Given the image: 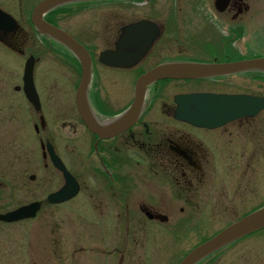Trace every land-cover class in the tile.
<instances>
[{
  "label": "flooded vegetation",
  "instance_id": "obj_1",
  "mask_svg": "<svg viewBox=\"0 0 264 264\" xmlns=\"http://www.w3.org/2000/svg\"><path fill=\"white\" fill-rule=\"evenodd\" d=\"M42 1L34 0L25 8L26 0H15L17 11L13 14L0 5V51L11 53L22 62L21 74L9 75L0 59V172L4 177L8 175L7 159H14L17 163L27 157L28 161L24 162L27 170L51 168L61 177L62 185L49 192L45 201L34 199L20 205L39 203V210L34 218L14 223L35 219L45 203L62 205L82 197L84 205L97 212L95 224L106 220V224L100 226H112L108 239L100 241V245L105 242L106 246L99 252L109 259L110 264L112 261L114 264H137V257H143L138 264H147L141 252H145L144 237L148 226L153 223L170 227L171 231L177 226L181 255L173 264H179L196 247L264 207L263 189L261 204L254 205L247 199L235 201L241 193L237 187L230 191V198H224L229 205L223 209L226 212H220L218 193L214 187L206 186L208 179L216 177L213 175L216 163L244 158L248 152V130L252 125L257 130V141H261L259 148L263 151L261 156H264V119L260 123H251L264 109L253 116L211 122V126L188 120L189 117L203 116L195 111L200 104L189 98L196 94L264 97V93L259 95L227 88L225 84L232 75L156 82L146 89L139 117L113 134L108 132L134 101L137 78L156 66L230 63L262 57L264 49L250 56L247 53L250 47L245 45L233 57L229 52L232 45L228 41L202 45L198 43L200 41L191 43L185 37L186 33H192V27L195 30L201 28L199 20L204 21L209 13L230 34L233 28L247 32L250 24H255L253 18L257 19L263 13L253 11L251 3L262 5L263 0H228L224 8L221 4L216 5L217 0H212V7L189 8L184 6L190 0H100L71 2L48 10L42 15L43 21L72 38L89 56L90 82L86 98L94 123H85L75 103L82 78L81 62L65 44L43 33L32 22V12ZM209 1L204 0L206 6ZM106 5L110 8L105 9ZM249 15L253 20L248 22ZM170 17H173V24L169 31ZM71 27L75 29L73 32L69 31ZM212 47L216 48L211 51L201 49ZM27 64L31 65V80L37 96L35 106L28 101L24 90ZM41 68L46 78L43 84L45 100L35 84ZM112 74L124 76L128 83L120 82ZM258 76L261 80L264 74ZM60 80L71 84L68 104L65 90L63 92V106L56 98L58 92L63 91L58 88ZM9 93L21 96L26 103L27 123L18 124L26 126L32 133L29 146L25 145V139L20 140V132L14 129L17 115L13 105L5 103ZM47 109L51 110V115ZM212 116L222 117L223 114L216 112ZM10 117L15 119L8 123ZM91 125L105 130L102 131L104 136L91 129ZM5 134H11V137H1ZM257 151H254V157L258 156ZM52 156L62 162L78 184L76 195L61 204L47 201L50 194L64 185L63 175L54 167ZM64 157L76 162L81 167L80 172H71ZM79 173H82L83 180ZM226 177H230L231 182L236 178L224 176L222 179ZM35 179L39 181L36 173L29 176V180ZM260 183L264 187V181ZM0 185L7 188L12 185L13 189L20 191L17 183L9 181ZM234 201L236 209L248 211L241 215L237 212L234 218L231 217ZM225 219L228 220L223 221ZM200 221L206 226L196 232L194 228ZM255 233L235 240L195 264H264V242L251 244L257 249H250L247 244L246 239Z\"/></svg>",
  "mask_w": 264,
  "mask_h": 264
},
{
  "label": "rangeland",
  "instance_id": "obj_2",
  "mask_svg": "<svg viewBox=\"0 0 264 264\" xmlns=\"http://www.w3.org/2000/svg\"><path fill=\"white\" fill-rule=\"evenodd\" d=\"M33 1L34 0H26L25 8ZM252 3L251 7L253 11H263V13L258 15L257 19L253 18L256 25L250 27L247 34L239 28H233L230 34L229 31H226L220 22L217 19H214L213 15L209 13L204 17V21L202 19L199 20L202 24L201 28L195 30V27H192V33H186V40L191 41V43L200 41L198 43L202 45H208V42L217 43L219 41H228L232 45L229 46V52L233 57L235 56V53L243 50L242 46L245 45L250 47V49L247 50V53H250V55L261 52V50L264 49V10L260 4L257 5L256 3ZM0 5L4 6L5 10L11 14L17 11L15 0H0ZM193 6L209 7L211 5L208 4V6H206L204 0H199L195 3L190 0L185 3L184 7L189 8ZM104 8L109 9L110 5H106ZM204 12L206 13L207 11ZM251 19V15H249L248 22ZM172 24L173 17H170L168 23L170 26L169 31L171 30ZM189 28L187 31H189ZM73 30L75 29H72L71 27L69 31L73 32ZM236 40L237 42H235ZM231 42L234 43L232 44ZM214 48L216 47H212V49H201L211 51ZM244 52L246 53V50H244ZM0 59L7 67L9 75H12V73L21 74L22 62L18 57L11 53L0 51ZM66 64L69 63L66 62ZM112 76L118 78L120 82L128 83L127 79L122 75L112 74ZM258 77L259 76L254 78L247 74L233 76L230 80H227V84L225 85L227 88H231L232 91L253 92L261 95L264 93V85L261 86L262 82H264V77H262L261 80ZM45 79L43 69L41 68L37 72L35 84L40 91L43 100H45L44 97L46 96V92L43 88ZM70 86L71 84L69 85L66 81H58V88H63V91L58 92L56 95L57 101L61 106L65 103V97L63 94L64 90L66 94V104H68ZM5 103L13 105V111L17 115L16 121L13 122L17 123V126H15L14 129L17 132H20L18 133V137H21L20 140L23 141L25 139V145L29 146V140L32 138V133L26 126L18 124L27 123L28 116L25 112L26 103L21 96L12 93H9ZM66 110L69 111V107H67ZM47 112H50L51 115L50 109H47ZM263 113L252 120L251 123H258L263 120ZM14 119V117H10L8 123L12 122ZM256 134L257 130L253 125L249 127L248 145H246L248 152L244 158L240 161H229L227 163L221 162L219 165L216 163V167H214L216 168V171L214 170L215 172L213 173L216 177L208 179L206 186H209L210 188L214 187L215 192L218 193L217 203H221L220 208L222 209L218 210L220 212H226L223 209L229 205L226 203L228 200L224 198L227 196L230 198V191L236 190L237 187H240L241 193L235 201H243L247 199L249 202H254V205L261 201L260 195L264 192V187H262V184L260 183L261 180L264 181V156H261V154H263V151L259 148V143L261 145V141H257ZM1 137L10 138L11 134H5ZM240 148L242 149L241 146ZM254 151H257V157L253 156ZM64 159L71 172H80L81 167H78L76 162H72L65 157ZM23 160L20 159L17 163H14V159H7L6 165L8 175L4 177L0 172V184H4L5 182L8 183L10 181V183H17V186L20 188V191H16V189H13L12 185H9L8 188L5 185V187L0 185V213L14 210L20 205L27 204L34 199L45 201L49 192L56 190L62 185L61 177L54 173L53 169L48 168L44 171L41 167V169L38 168L37 170H27V167L24 164V162L28 161L27 157H23ZM18 164H23L24 166H19ZM1 167L2 165L0 166V171ZM217 169L222 170V174H220ZM35 173L38 175L39 181H36V179L34 181L29 180V176ZM81 174L82 173H79L78 175L81 180H83ZM224 176H236V178L233 179L231 177V182L230 177L222 179ZM47 180L48 183L45 184ZM39 186L40 188L37 192L36 190ZM262 189L263 192L260 194ZM235 201L231 204L233 207V214L231 217L233 218L237 212V215H241L248 211L244 209H236L237 203ZM262 203L264 204V201H262ZM96 215L97 212L89 210L84 205V199L78 197L77 199L71 200L62 205L54 206L45 203L42 211H40L37 217L33 220L13 224L0 222V264H110L109 259L102 256L99 252H101L106 246L104 245L105 242L100 245V241L102 242L108 239V236L112 233V226L110 224L106 225L104 228L100 226L105 225L106 220H99V225L95 224L94 222H96V220H94V218L97 217ZM226 220L228 219L223 221ZM205 226L206 225H202L200 221L196 224L194 230L196 232L200 231ZM167 228L168 227H165V225L155 223L148 226L144 237L145 252H141L146 258L147 264H173L181 255V247L179 246L180 237L177 226L174 227L172 231L170 230V227ZM246 240L250 249H257V247H252L251 244L264 242V230L260 232L258 231L255 235ZM191 241L194 242V240ZM187 242L189 243L190 241L187 240ZM89 248L93 251L89 250ZM85 249L88 251L86 252ZM135 260H137L138 264L139 260H143V257H137ZM112 264H114L113 261Z\"/></svg>",
  "mask_w": 264,
  "mask_h": 264
},
{
  "label": "water",
  "instance_id": "obj_3",
  "mask_svg": "<svg viewBox=\"0 0 264 264\" xmlns=\"http://www.w3.org/2000/svg\"><path fill=\"white\" fill-rule=\"evenodd\" d=\"M88 1V0H44L36 6L32 14V22L43 33L50 35L67 47H69L77 56L82 65V78L79 87L76 92V106L78 113L85 123H94L88 111V105L86 101V91L90 81V59L87 52L78 45L73 39L66 35L61 30L47 24L43 21L42 15L48 10L58 7L63 4ZM221 4V8H224L227 4V0H217L216 5ZM249 71H261L264 72V56L259 59L244 60L239 62L224 63V64H199V63H181V64H163L159 65L152 70L148 71L144 75L140 76L135 84V96L134 101L130 108L120 117L115 123L116 126L111 128L112 134L120 130L125 124L134 122L140 115L144 95L147 86L157 81L164 79H197L207 78L213 76L238 74ZM25 94L29 101L33 104L37 103V96L34 90V86L31 80V65L27 64L25 70ZM212 99L207 103L212 105H204V100ZM196 102L200 104L195 110L198 113H211L214 111H222L225 116L221 120H233L239 117L251 116L255 114L259 109L264 107V99L250 97V96H208L197 97ZM189 120H197V122L206 123L211 126L213 118L205 117L202 121L199 118ZM216 120V119H214ZM209 122V123H208ZM214 123H219L213 121ZM214 126V125H212ZM96 133L104 136L102 131L94 125H91ZM52 163L54 167L59 170L64 178L63 187L50 194L47 201L50 204H59L73 198L78 192V184L71 174L66 170L62 162L56 157L52 156ZM39 210V203H31L26 206H22L14 211L0 215V221L2 222H16L24 219L34 218ZM264 228V207L260 208L237 222L229 225L224 230L213 236L211 239L202 243L189 254H187L179 264H195L206 256L212 254L220 248L238 240L244 236H247L253 232Z\"/></svg>",
  "mask_w": 264,
  "mask_h": 264
},
{
  "label": "trees",
  "instance_id": "obj_4",
  "mask_svg": "<svg viewBox=\"0 0 264 264\" xmlns=\"http://www.w3.org/2000/svg\"><path fill=\"white\" fill-rule=\"evenodd\" d=\"M251 75V77H254V78H256L257 77V75L256 74H254V73H252V74H250Z\"/></svg>",
  "mask_w": 264,
  "mask_h": 264
}]
</instances>
